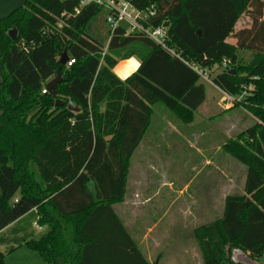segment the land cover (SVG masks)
Here are the masks:
<instances>
[{"label": "trees", "instance_id": "16d2710c", "mask_svg": "<svg viewBox=\"0 0 264 264\" xmlns=\"http://www.w3.org/2000/svg\"><path fill=\"white\" fill-rule=\"evenodd\" d=\"M127 1L156 9L148 24L167 28V47L127 34L126 23L103 44L95 23L104 8L95 2L26 0L0 20V230L36 209L45 231L25 244L45 264H150L113 205L124 199L153 106L194 121L206 98L195 65L242 98L231 107L258 120L244 144L225 146L247 165L245 192L228 195L222 216L195 229L203 263L244 264L232 259L233 248L264 259V0ZM244 13L252 26L232 44L227 39ZM13 27L16 40L8 35ZM65 50L71 66L59 62ZM243 51L250 52L246 62L239 61ZM133 56L140 66L120 79L114 68ZM223 59L229 66L220 69ZM58 71L57 95L43 93ZM70 100L78 112L68 109ZM5 257L0 252V264Z\"/></svg>", "mask_w": 264, "mask_h": 264}, {"label": "crops", "instance_id": "0c3cea01", "mask_svg": "<svg viewBox=\"0 0 264 264\" xmlns=\"http://www.w3.org/2000/svg\"><path fill=\"white\" fill-rule=\"evenodd\" d=\"M25 1L0 0V20L23 5ZM140 64L141 60L133 56L119 61L114 72L124 80L134 73ZM210 84L215 89L217 88L214 84ZM222 100L223 96L218 102V107L221 109L224 108ZM205 102L206 98L195 111V119L198 114H202V122L213 121L219 111L214 106L206 105ZM207 129L206 124L195 127L191 123L184 125L162 104H155L151 123L130 159L124 199L122 202L114 204L113 208L146 259L149 262L155 260L153 264H160L162 261H166V264H190L189 229L187 227L186 234L183 230V235L176 237V213L181 214L182 218H184L183 214H205L206 207H212L216 197L221 200L219 201L221 204L228 195H231L229 192L223 194L220 190L223 171L218 166V162L222 157L215 155L213 158L206 157L205 147V149L194 148L199 153L198 165H214V168L220 173L219 189L215 184L213 190L207 192V184L202 178V184L200 183L198 190H206L204 201H196V197L199 196L197 194L191 201L190 193L186 191L191 180L185 187L182 186V181H185L183 176L181 178V176L176 177L175 175V164L180 163L177 160L180 158L178 156L179 147H185V142L193 147L189 140L192 138L190 137L192 132H194L193 134L207 133ZM221 146L223 147L219 144V147ZM212 149L218 150L215 147ZM182 157L183 155L181 160ZM216 178L214 176L217 182ZM192 204L198 206H191ZM37 221V210L32 209L0 230V252L6 254L5 264H45L40 254L29 249L25 244L27 240L45 231V228L40 227ZM177 244L182 248L176 249ZM245 254L247 257L245 264H264V259L257 260L252 258L248 252Z\"/></svg>", "mask_w": 264, "mask_h": 264}, {"label": "rangeland", "instance_id": "374dc122", "mask_svg": "<svg viewBox=\"0 0 264 264\" xmlns=\"http://www.w3.org/2000/svg\"><path fill=\"white\" fill-rule=\"evenodd\" d=\"M106 11L102 10L100 15L97 18V22L95 23L97 33L100 35V39L103 44L107 43V25L105 23ZM252 26V19L247 14L244 13L238 22L235 25L234 33L227 39L228 42L236 44L237 39L235 38L236 32L243 28H250ZM250 52L243 51L240 52L239 61L246 62L249 60ZM206 87V102L205 104L208 106H214L217 108L219 113L214 116L213 121H201L203 120L202 114H198L196 119L191 123L192 126H199L200 124H206L207 126V133H199L193 134L192 138H189L190 142L192 143L193 147L185 142V147L180 146L178 149V156L177 160L180 163L175 164V175L183 176L182 186L187 187L188 181L191 180L189 186L187 187L186 191L190 193L191 201L196 194V201H204V194L206 190L199 191L198 188L202 184V178L205 179V183L207 184V192L213 190L214 185L218 188L219 185V171L214 168V165H198L199 162V153L197 152L195 147L197 148H206L205 155L208 158H213L214 155L216 157L221 156L222 159L218 162V166L222 168V178L220 181V190H222L223 194L229 192L231 195L236 194H244L245 192V180L247 175V165L241 162L236 156L230 153L226 149V145L230 142H240L244 144L243 138L246 136V131L254 126L258 120L243 106H234L230 107L229 109H221L218 107V102L223 96L220 90L217 88L215 89L212 85L205 81ZM156 112V110H155ZM202 112V111H201ZM200 112V113H201ZM184 124V123H183ZM185 125V124H184ZM211 127V128H210ZM186 135V134H185ZM188 137V136H187ZM251 140V139H250ZM252 141V140H251ZM219 144L223 145V147H219ZM251 143H247L245 145H250ZM210 146L217 148V151H214ZM219 147V148H218ZM204 148V149H205ZM183 155V161L181 160V156ZM195 159V160H194ZM218 161V160H217ZM215 162V160H214ZM217 166V167H218ZM196 168V170H195ZM216 173V174H215ZM214 176L217 178V182L214 179ZM231 176V177H230ZM194 177H197L194 179ZM177 179V178H176ZM201 183V184H200ZM219 189V188H218ZM217 189V191H218ZM186 194V192H185ZM186 198V197H185ZM206 198V197H205ZM186 200V199H185ZM220 199H214V205L212 207H206L207 212L205 214L202 213H190V214H183L184 218L181 217V214L176 213V222H175V235L176 237L186 234L187 227L189 229V238H190V264H204L203 257L201 254V250L198 244V241L195 237V229L202 225H206L210 222H213L220 218L224 211V202L220 204ZM191 206H198L197 204H192ZM181 217V218H180ZM186 236V235H185ZM182 248L181 245L177 244L176 249ZM180 254V253H178ZM178 257L181 255H177ZM246 254L243 251H240L236 248L232 250V259L234 261L242 262L245 264ZM155 260H152L150 264L155 263ZM166 261H162L160 264H166Z\"/></svg>", "mask_w": 264, "mask_h": 264}, {"label": "built area", "instance_id": "2783aa9c", "mask_svg": "<svg viewBox=\"0 0 264 264\" xmlns=\"http://www.w3.org/2000/svg\"><path fill=\"white\" fill-rule=\"evenodd\" d=\"M95 2L102 6L106 11L105 23L108 28V32L111 34L121 24H127V34L133 32H141L154 40L156 43L166 46V39L168 36V30L164 25L152 27L148 24L151 17H155L156 9L152 6L147 10H138L127 0H82V3ZM171 52H174L171 50ZM74 63V59L68 60L67 66H71ZM229 61L223 59L220 69L228 68ZM193 69L200 75L202 80L212 83L210 74L207 70L198 66L192 65ZM219 89V88H218ZM223 93V107L229 108L234 101L240 100L241 97H236L229 93H226L219 89ZM43 93H47L46 88L43 89Z\"/></svg>", "mask_w": 264, "mask_h": 264}, {"label": "water", "instance_id": "95a60500", "mask_svg": "<svg viewBox=\"0 0 264 264\" xmlns=\"http://www.w3.org/2000/svg\"><path fill=\"white\" fill-rule=\"evenodd\" d=\"M198 33L201 34V31L199 30ZM8 35L10 36V38L12 40H16L18 38V35H19V30L17 29V27H13V28L8 30ZM68 60H69V57H68L67 51L65 50L62 53V55H61V57L59 59V62L62 65H66ZM231 71H233V70H231ZM62 80H63L62 74H61L60 71H58L57 74L47 82V84H46L47 92H49L50 94H52L54 96L57 95L56 88H57V85ZM55 103H56V105H62L65 102L63 100H61V99H57ZM67 107L71 111H74V112H78L79 111V108L71 100L68 101Z\"/></svg>", "mask_w": 264, "mask_h": 264}]
</instances>
